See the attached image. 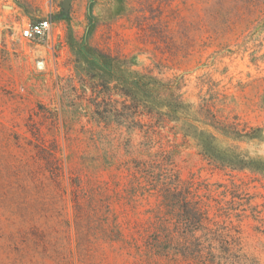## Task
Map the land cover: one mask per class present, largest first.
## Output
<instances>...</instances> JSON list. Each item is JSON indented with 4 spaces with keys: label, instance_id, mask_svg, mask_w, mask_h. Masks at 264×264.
Here are the masks:
<instances>
[{
    "label": "rangeland",
    "instance_id": "rangeland-1",
    "mask_svg": "<svg viewBox=\"0 0 264 264\" xmlns=\"http://www.w3.org/2000/svg\"><path fill=\"white\" fill-rule=\"evenodd\" d=\"M63 1L0 0V264H185L145 251L155 203L130 192L135 161L162 146L204 203L241 198L243 249L264 264V179L209 163L196 140L212 133L221 161L264 163V0ZM42 19L48 39L21 36ZM95 53L178 81L190 121L146 146L137 125L153 121L113 115L128 92ZM194 111L234 126L216 132Z\"/></svg>",
    "mask_w": 264,
    "mask_h": 264
},
{
    "label": "trees",
    "instance_id": "trees-1",
    "mask_svg": "<svg viewBox=\"0 0 264 264\" xmlns=\"http://www.w3.org/2000/svg\"><path fill=\"white\" fill-rule=\"evenodd\" d=\"M95 56L99 61L98 70L103 73L106 82L117 80L125 85L128 92L123 95V110H115L113 115L129 122H133L134 114L146 115L153 121L152 124L138 122L137 125L143 132L146 146L151 143L153 132H158L154 128L162 129L168 122L180 119L190 121V115L186 113L188 106L184 105L179 93L178 81L160 83L152 76L130 71L126 65L120 66L116 57L98 53ZM205 115L208 117L194 111V120L216 132L230 134L228 128L234 125H223L211 112ZM214 139L212 133L206 134L201 130L196 133L197 144L209 163L237 170L249 169L264 179L262 162L221 161L212 144ZM163 147L148 159L134 163L131 195L151 197L155 203V207L147 211L152 214V231L148 229L144 238L145 251L168 260L180 259L185 264H259L242 246L239 223L246 209L242 208L244 203L236 201L241 198L232 192L225 204L219 201H215L213 206L204 203L189 186H183L172 171L170 153ZM222 195L226 196V193Z\"/></svg>",
    "mask_w": 264,
    "mask_h": 264
},
{
    "label": "built area",
    "instance_id": "built-area-1",
    "mask_svg": "<svg viewBox=\"0 0 264 264\" xmlns=\"http://www.w3.org/2000/svg\"><path fill=\"white\" fill-rule=\"evenodd\" d=\"M51 31V21L42 19L29 24L21 31V36L27 40L48 39Z\"/></svg>",
    "mask_w": 264,
    "mask_h": 264
},
{
    "label": "water",
    "instance_id": "water-1",
    "mask_svg": "<svg viewBox=\"0 0 264 264\" xmlns=\"http://www.w3.org/2000/svg\"><path fill=\"white\" fill-rule=\"evenodd\" d=\"M70 1H71V0H64V1H63V5H64L65 7L69 6Z\"/></svg>",
    "mask_w": 264,
    "mask_h": 264
}]
</instances>
